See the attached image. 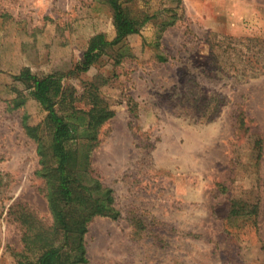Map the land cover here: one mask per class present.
Returning a JSON list of instances; mask_svg holds the SVG:
<instances>
[{
    "label": "rangeland",
    "instance_id": "1",
    "mask_svg": "<svg viewBox=\"0 0 264 264\" xmlns=\"http://www.w3.org/2000/svg\"><path fill=\"white\" fill-rule=\"evenodd\" d=\"M121 2L152 19L79 73L92 37H116L109 0H0V264H26L20 212L53 225L23 126L48 141V112L15 80L27 68L115 112L82 181L120 216L89 224L86 264H264V0Z\"/></svg>",
    "mask_w": 264,
    "mask_h": 264
},
{
    "label": "trees",
    "instance_id": "2",
    "mask_svg": "<svg viewBox=\"0 0 264 264\" xmlns=\"http://www.w3.org/2000/svg\"><path fill=\"white\" fill-rule=\"evenodd\" d=\"M109 4L114 12L116 37L113 41H107L102 34L92 37L76 72H88L109 48L139 34L152 19L147 15L143 19L131 18L121 0H109ZM15 80L48 112L46 130L50 136L45 141L42 126L30 124L27 115L23 117L26 135L37 143L41 164L37 174L44 180L45 197L53 217V225L47 229L37 226L24 211L19 213L16 219L24 226L23 258L26 264H86L84 238L89 224L96 217L120 216L111 189L99 182L92 185L82 181L83 174L89 173L91 153L99 144V130L115 112L91 85L76 95L58 75L39 77L29 68L21 71ZM85 98L89 107L79 110L76 101ZM24 102V95L19 93L16 108ZM236 213L233 208L231 216ZM30 255L36 256L35 262L29 260Z\"/></svg>",
    "mask_w": 264,
    "mask_h": 264
}]
</instances>
